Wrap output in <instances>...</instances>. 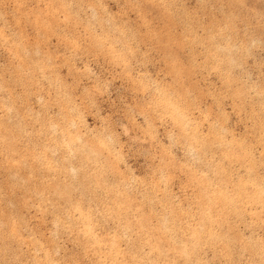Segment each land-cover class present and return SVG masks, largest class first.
Here are the masks:
<instances>
[{"label":"rangeland","instance_id":"obj_1","mask_svg":"<svg viewBox=\"0 0 264 264\" xmlns=\"http://www.w3.org/2000/svg\"><path fill=\"white\" fill-rule=\"evenodd\" d=\"M0 264H264V0H0Z\"/></svg>","mask_w":264,"mask_h":264}]
</instances>
